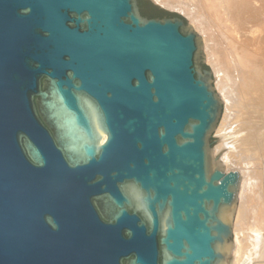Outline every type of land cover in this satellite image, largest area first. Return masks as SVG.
<instances>
[{
  "label": "water",
  "instance_id": "1",
  "mask_svg": "<svg viewBox=\"0 0 264 264\" xmlns=\"http://www.w3.org/2000/svg\"><path fill=\"white\" fill-rule=\"evenodd\" d=\"M142 8L174 16L0 0V264H229L214 75L187 13Z\"/></svg>",
  "mask_w": 264,
  "mask_h": 264
},
{
  "label": "rangeland",
  "instance_id": "2",
  "mask_svg": "<svg viewBox=\"0 0 264 264\" xmlns=\"http://www.w3.org/2000/svg\"><path fill=\"white\" fill-rule=\"evenodd\" d=\"M246 1H249V3L251 1L253 2V4L251 2V5H252V7H250L251 9L250 8L247 9V7H245V6L243 7V4L240 2V5H238L237 6L238 8L236 9L237 16H240V19L238 18L237 19L238 21L236 19H234V20H230L229 22L228 21H226V22H227L228 26L231 27L232 30L234 29V26H235V30H237V32H239L240 34L243 32L241 38H239L236 35L237 33L234 34V35H236V36H234V38L236 39V37H238L236 39L237 42L238 43H244V45H246L247 50L252 57V59H251L252 63H253L252 65H257V66H252L251 60H250V62H248V64L250 63L249 64L250 66H248V67H247V65H245V67H243L242 65L240 66L239 64L230 63V65H229L230 73L228 76V78H229L228 83L230 85L232 84L234 89H235L236 103L237 104L235 103L234 106L233 105L229 106L227 104V102H224V105H223L224 117L220 118V121L218 124L220 126L221 125L220 123L223 122L222 125L226 129V131L223 133L224 134L223 136L218 134L217 131L213 132L212 137H211V141H212V147L214 148L213 150H215L219 145H223V147H224L225 145L227 146L229 144V142L233 143L234 141L239 142V144L242 143L244 147H246L247 145L250 147L251 146L254 147L255 152H253L252 149L249 148L248 146H247V148H244L245 150H247V153L249 152L248 149H250V151H252V153L249 152L248 155H246V152H245V154H244L245 156L243 155L241 160L240 159H233L231 161L229 160L228 163H225V161H222V164L226 167L227 171L228 170H235V169L241 170V174H242L243 178L246 177V178H244V180L245 179L247 180V185H248L247 186L248 191H246V193H248V195H249V199H250L249 200L250 201L249 202V213L252 214V216L250 218H248L246 220V223H245V231H247V233L245 232V237L247 235L248 238L246 237L244 240L245 243L244 244L242 243L243 248H244L243 250H245V251H243L244 255H243V257L241 256L240 261H238L239 262L238 264H264V260H263L264 255L260 256V257L254 256V254H253L254 252H252V251H254L255 247L253 246V248H252V243H250V242L255 241V239L259 235L260 231H262L260 233V235L264 236L263 235L264 234V141H263L264 140V138H263L264 137V116H263L264 115V79H263L264 78V63H263L264 62V51L261 50L262 48L264 49V46H263L264 42H262V41H264V39L262 38V37H264V22H263V18L261 19L262 21L261 20L256 21V19L253 20L254 18L252 19V17H254L253 14L255 13V11L257 13H259L260 11L263 10L262 8L264 7V0H246ZM153 2H156V1L153 0ZM253 7H255V8H253ZM258 7H259V9H258ZM241 8L242 9L245 8V9L242 10ZM164 10L180 12V10H178V9L168 8L166 6H164ZM238 10H240V12H238ZM246 10H248V11H246ZM250 10H252V13ZM257 10H259V11H257ZM239 13H241V14H239ZM261 13L262 12H260V14ZM247 14L250 16H248ZM242 15H244V16H242ZM243 20H244V22H243L244 25L242 23ZM247 24H249V25H247ZM260 26H261V29H263V31L260 29ZM240 28L243 30H241ZM249 28H250V30H249ZM252 28L254 30H251ZM246 31H247V33H248V31L249 32L252 31L251 32L252 35L250 33H248V34H250L249 37L247 36L248 34L244 35V34H246ZM219 37L220 36L218 35V38ZM254 37H256V38H254ZM259 37H261L260 42L258 39ZM252 38H254V39H252ZM260 43H261V45H260ZM258 45L262 48L258 47ZM254 46H255V49H254ZM257 48L259 50V53H258V51H256ZM260 53H263V54H260ZM203 54L206 58L207 67L212 71L213 67H214L213 63L207 59L205 52ZM258 62L259 63L262 62V64L261 63L260 64H261V67H263V68L260 67V64ZM256 63H258V64H256ZM253 68H254V70H253ZM213 75H214V87H215L217 93H219V89H217V87H216L217 86V82H216L217 77L215 76V74H213ZM253 82L256 83V86L259 88H257L254 91V97H251L253 94H252L250 87L252 86L251 84ZM224 123H225V125H224ZM231 125H233V126H231ZM234 128H235V130H234ZM219 154L220 153L218 151L214 152V155H219ZM250 154H253V156H251ZM248 156L251 158H249ZM252 157H255V158H252ZM245 158L247 161L246 160L244 161ZM248 172H249V177L247 175ZM234 218H235V216H234ZM257 220L259 221V223ZM256 230H259V232ZM237 239H238L237 235L233 234V236H232V247L234 249L231 248V254L230 255H232V257H231L229 264H235V262H236V254L234 251L236 248L235 243L237 242ZM248 243L250 246L249 245L248 246L246 245V246L250 251L248 249H246V246H245V244H248ZM246 252H247V254H246ZM261 260H263V262Z\"/></svg>",
  "mask_w": 264,
  "mask_h": 264
},
{
  "label": "bare ground",
  "instance_id": "3",
  "mask_svg": "<svg viewBox=\"0 0 264 264\" xmlns=\"http://www.w3.org/2000/svg\"><path fill=\"white\" fill-rule=\"evenodd\" d=\"M155 1L158 2V3L164 4V6H166L168 8L178 9V10H180V12H185V13L188 14L191 22L198 29V34H199V38H200L202 52L203 53L205 52V55H206L207 59L209 61H211L213 63V65H214L213 70L212 71L210 70V71L213 74H215V76L217 77V81H216L217 82V86L216 87H217V89H219L218 95H219V98H220V100L222 102V106L224 105V102H227V104L229 106L230 105L234 106V104L236 103V94H235V89H234L233 85L232 84L230 85L228 83V79H229L228 76H229V73H230L229 65H230V63H232V64L234 63V64H239L240 66L242 65L243 67H245V65H247V67H248V66H250L249 65L250 63L248 64V62H250L252 57H251L250 53L248 52L246 45H244V43H238L237 40H236L238 37L241 38L243 32L241 34L239 32H237V30H235V26H234V29L232 30L231 27L228 26L226 21L229 22L230 20H234V19L237 20L238 18L240 19V16H237V11H236V9L238 8L237 6L240 5V2H241L243 4V7L245 6L248 9V8L252 7V5H251L252 1L250 3H249V1H246V0H242V1L241 0H155ZM252 4H253V2H252ZM253 8H255V7H253ZM244 9H242V10H244ZM258 9H259V7H258ZM262 9L263 10L260 11V12H262L261 14H260V12L257 13L255 11V13L253 14L254 17H252V19L254 18L253 20L256 19V21H257V20H261L263 18V22H264V7ZM240 10H238V12H240ZM252 10H250L251 13H252ZM246 11H248V10H246ZM257 11H259V10H257ZM241 13H239V14H241ZM242 16H244V15H242ZM248 16H250V15H248ZM243 22H244V20L242 21V23ZM243 25H244V23H243ZM247 25H249V24H247ZM253 28L251 30H254ZM260 29H261V26H260ZM241 30H243V29H241ZM249 30H250V28H249ZM261 30L263 31V29H261ZM251 32L252 31H250V32L248 31V33H250V34H251ZM248 33L246 31V34H244V35H247ZM234 34H236L238 36V37H236V39L234 38V36H236ZM250 34H248L247 36L249 37ZM218 35L220 36L219 37L220 39L218 38ZM254 38H256V37H254ZM254 38H252V39H254ZM260 38L261 37L258 38L259 42H260ZM262 38L264 39V37H262ZM262 42H264V41H262ZM260 45H261V43H260ZM258 47H260V46L258 45ZM260 48H262V47H260ZM254 49H255V46H254ZM261 50L264 51L263 48ZM256 51H258V53H259L258 48L256 49ZM260 54H263V53H260ZM258 63H256V64H258ZM260 63L262 64V62H260ZM252 64L253 63H252V60H251V65ZM261 64H260V67H261ZM252 66H257V65H252ZM261 68H263V67H261ZM253 70H254V68H253ZM251 85L252 86L250 88H251V91H252V94H253L251 97H254V91L257 88H259V87H257L256 83H254V82ZM220 118H219V121H220ZM219 121H218V123H219ZM218 123H217L216 131H217L218 134L223 136L224 135L223 133L226 131V129L222 125L223 122L220 123L221 124L220 126H219ZM224 125H225V123H224ZM231 126H233V125H231ZM234 130H235V128H234ZM104 139H105V136L103 137L102 141H104ZM247 146L244 147L242 143L239 144V142H235L234 141L233 143L229 142V144L227 146L225 145L224 147H223V145H219L213 151L214 152L218 151L220 153L219 154V157H220L219 159H220L221 162L225 161V163H228L229 160L231 161L233 159H240L241 160L243 155L245 154V152H246V155H248L249 152L250 153H252V151L255 152L253 146H251V147L248 146L249 148L252 149V151H250V149H248L249 152L247 153V150L244 149V148H247ZM250 155L253 156V154H250ZM246 158L244 159V161L246 160ZM249 158H251V157H249ZM252 158H255V157H252ZM247 175L249 177V172L247 173ZM244 178H246V177H244ZM244 178H243V176L241 174L240 186H239V188L237 190V207L235 209V215H234L235 218H234L233 226H232L233 234L237 235V237L239 239V240L237 239V242L235 243V246H236L235 251H234L235 254H236V262H235V264H238L239 263L238 261H240L241 256L243 257V255H244L243 251H245V250H243L244 249L243 248V244L245 243V241H244L245 238L246 237L248 238L247 235L245 237V232L247 233V231H245V223H246V220L252 216V214L249 213V202H250L249 201L250 200L249 199V195H248V193H246V191H248V189H247V186H248L247 185V180L246 179L244 180ZM258 223H259V221H258ZM256 231L259 232V230H256ZM261 232L262 231L259 232V235L257 236V238L255 239L254 242H250V243H252V248H253V246L255 247L254 251H252V250L251 251L254 252L253 254L256 257H258V256L260 257V256L264 255V236L260 235ZM246 245L248 246L249 243L245 244V246ZM247 246H246V249H248ZM246 254H247V252H246ZM263 260H261V261L263 262Z\"/></svg>",
  "mask_w": 264,
  "mask_h": 264
},
{
  "label": "flooded vegetation",
  "instance_id": "4",
  "mask_svg": "<svg viewBox=\"0 0 264 264\" xmlns=\"http://www.w3.org/2000/svg\"><path fill=\"white\" fill-rule=\"evenodd\" d=\"M139 3H140V6H141V11H142V13L145 15V16H148V17H171V16H174V15H171V14H166V15H164V16H150V15H152V14H148V13H145L144 12V10H143V8H142V0H139Z\"/></svg>",
  "mask_w": 264,
  "mask_h": 264
},
{
  "label": "trees",
  "instance_id": "5",
  "mask_svg": "<svg viewBox=\"0 0 264 264\" xmlns=\"http://www.w3.org/2000/svg\"><path fill=\"white\" fill-rule=\"evenodd\" d=\"M150 16H158V15H156V14H152V15H150Z\"/></svg>",
  "mask_w": 264,
  "mask_h": 264
}]
</instances>
